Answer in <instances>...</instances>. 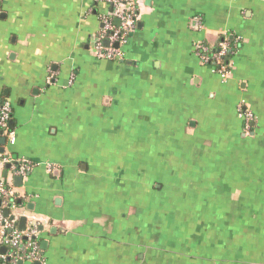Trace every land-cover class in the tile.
Here are the masks:
<instances>
[{
  "label": "crops",
  "instance_id": "1",
  "mask_svg": "<svg viewBox=\"0 0 264 264\" xmlns=\"http://www.w3.org/2000/svg\"><path fill=\"white\" fill-rule=\"evenodd\" d=\"M137 7L111 59L109 0H0V210L39 230L38 259L4 264H264V0ZM223 39L228 77L196 48Z\"/></svg>",
  "mask_w": 264,
  "mask_h": 264
},
{
  "label": "built area",
  "instance_id": "2",
  "mask_svg": "<svg viewBox=\"0 0 264 264\" xmlns=\"http://www.w3.org/2000/svg\"><path fill=\"white\" fill-rule=\"evenodd\" d=\"M114 5L113 15L105 16L102 20V29L94 44V51L99 57L104 58H121L120 45L126 41L128 33L134 27L138 15L137 9L139 0H109ZM113 17L118 19L119 24L113 23ZM108 40V45L103 44V40ZM118 46L114 47L113 44ZM197 51L203 62H211L217 68V71L222 75L229 70L225 56L229 51V43L227 40L219 41L216 51L209 53V46L203 43L196 44ZM11 105L8 101L0 103V135L5 136L8 144L15 142V131L10 126ZM243 126L246 131L251 128L252 114L250 111H245L241 114ZM2 163H10L11 158L8 153L1 154ZM33 165L30 161L20 160L15 164V173L18 176H25ZM52 169L51 166H48ZM14 196V191L5 181L0 180V199L5 204ZM12 205V204H11ZM39 233L38 221L34 216L27 220L24 229L19 230L15 218L3 215L0 210V249L6 247L8 252L2 254L0 252V264H4L5 259L13 262L18 260H35L38 259V242L36 237ZM2 262V263H1Z\"/></svg>",
  "mask_w": 264,
  "mask_h": 264
},
{
  "label": "water",
  "instance_id": "3",
  "mask_svg": "<svg viewBox=\"0 0 264 264\" xmlns=\"http://www.w3.org/2000/svg\"><path fill=\"white\" fill-rule=\"evenodd\" d=\"M116 23H118V19H116ZM103 44L104 45H108V40L106 39V40H103ZM113 46L114 47H117L118 46V44L117 43H114L113 44ZM10 125H11V122H10ZM4 138H2L1 140H0V142L1 143H3L4 142ZM2 150V149H1ZM21 180H22V177H20V176H18V177H15V183H17V184H20L21 183ZM4 215L5 216H7L8 215V212L7 211H5L4 212ZM25 220H26V218L24 217V216H20L19 217V220L17 221L18 223V228H19V230H22V229H24V227H25ZM5 247H2L1 249H0V252L1 253H3L4 251H5ZM19 264H21V262H18ZM37 264V263H36Z\"/></svg>",
  "mask_w": 264,
  "mask_h": 264
},
{
  "label": "trees",
  "instance_id": "4",
  "mask_svg": "<svg viewBox=\"0 0 264 264\" xmlns=\"http://www.w3.org/2000/svg\"><path fill=\"white\" fill-rule=\"evenodd\" d=\"M224 39H225V37H224ZM228 50H229V51L227 52V54H226V56H225V60H226L227 62H228L229 57H230L231 52H232L230 45H229ZM215 51H216L215 46H214V47H209V53H210V54L213 53V52H215Z\"/></svg>",
  "mask_w": 264,
  "mask_h": 264
},
{
  "label": "rangeland",
  "instance_id": "5",
  "mask_svg": "<svg viewBox=\"0 0 264 264\" xmlns=\"http://www.w3.org/2000/svg\"><path fill=\"white\" fill-rule=\"evenodd\" d=\"M219 76V75H218ZM229 76V70L225 73V77H228ZM219 78L222 80V81H224V78H221L220 76H219Z\"/></svg>",
  "mask_w": 264,
  "mask_h": 264
}]
</instances>
